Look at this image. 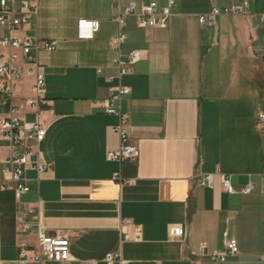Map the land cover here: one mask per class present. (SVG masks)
<instances>
[{
    "label": "crops",
    "instance_id": "crops-1",
    "mask_svg": "<svg viewBox=\"0 0 264 264\" xmlns=\"http://www.w3.org/2000/svg\"><path fill=\"white\" fill-rule=\"evenodd\" d=\"M29 1L38 6L33 33L56 44L39 54L50 100L40 145L48 169L40 180L27 171L32 190L20 200L13 190L0 192L2 264H20L22 242L30 251L38 247L39 221L49 235L71 237L72 259L41 263L30 253L28 264H108L112 252L121 253V264H264V131L257 125L264 110V0H248L246 15L221 14L207 24L199 15L213 5L243 0H178L166 28L139 27L130 16L119 48L112 39L125 7L168 0ZM82 18L100 22L93 39L78 37ZM135 49L143 58L119 78L115 58ZM119 83L131 87L122 107L141 150L137 161L124 163L107 159L121 145L113 131L118 118L100 106ZM31 84L18 99L27 120L35 118L23 100ZM4 142L0 177L12 152ZM217 171L231 174L237 188L251 181L256 190L229 193L219 176L212 187L198 184ZM22 214L28 231L19 228ZM123 219L142 227L141 241L123 240ZM171 225L185 227L186 236L171 238ZM225 235L237 239L239 253L213 260L227 250ZM202 243L206 255L198 254Z\"/></svg>",
    "mask_w": 264,
    "mask_h": 264
},
{
    "label": "built area",
    "instance_id": "built-area-1",
    "mask_svg": "<svg viewBox=\"0 0 264 264\" xmlns=\"http://www.w3.org/2000/svg\"><path fill=\"white\" fill-rule=\"evenodd\" d=\"M177 2L178 0H168L164 6H159L157 2H151L141 7L136 2H131L118 17L121 31L112 39L113 44L119 48L126 40L127 35L123 28L126 27L130 16L137 18L139 27H168ZM249 5L248 0L228 7H220L215 4L209 13L199 15V21L201 24L213 23L221 14L246 15L249 13ZM37 17L38 6L32 1L0 0V103L1 107L7 108V112L2 114L0 121V139L8 142L12 149L10 155L2 161L0 192L13 190L18 200L32 190L26 175L27 171H35L37 179L40 180L48 169V164L42 157L40 145L47 133V127L41 119V114L50 105V100L46 95V74L39 54L42 50L54 51L56 44L53 41L40 39L33 33ZM261 21L264 23V14L261 15ZM99 29L100 22L98 20L82 18L78 21V37L80 39H93ZM262 40L264 42V33ZM142 58V51L138 49L127 54L120 51L114 60L119 70L118 77L121 78L132 72L134 65ZM101 71L99 69V72ZM110 79L112 80L113 77ZM28 80L32 81V94L23 100L24 105L29 107L34 114L33 120L23 118L22 109L24 106L18 103L22 86ZM130 92L131 87L127 85L112 84L109 86V97L100 104L105 113L118 118V123L113 126V131L119 135L121 145L118 149L108 152L107 159L110 161H119L120 163L137 161L141 156L140 147L131 141L127 130L130 121L129 113L122 107L123 96ZM257 125L264 131L263 109L258 113ZM216 176H219L223 188L229 193L241 192L247 195L256 190V185L251 181L245 186L237 188L232 182L231 174L222 171L201 175L198 178V184L212 187ZM115 180L120 183L125 182L120 174L115 175ZM35 212L34 208L29 210L30 214ZM18 224L23 231H28L31 228L25 214L18 217ZM38 227V247L30 251L27 248V242L20 243L21 250L17 261L20 264H28L30 253L33 254L35 261L41 263L47 260L70 261L72 259L71 237L69 235H49L40 221ZM122 232L125 241L138 242L143 238L142 227L134 224L130 219H123ZM186 234L187 231L182 225L169 227L171 238H182ZM224 241L227 250L211 254L213 260L225 261L228 256H235L239 253L237 239L228 238L225 235ZM198 254H207L206 243H202ZM105 260L108 264H121V253H108ZM0 264H2L1 256Z\"/></svg>",
    "mask_w": 264,
    "mask_h": 264
},
{
    "label": "rangeland",
    "instance_id": "rangeland-1",
    "mask_svg": "<svg viewBox=\"0 0 264 264\" xmlns=\"http://www.w3.org/2000/svg\"><path fill=\"white\" fill-rule=\"evenodd\" d=\"M260 43L263 44L261 40H260ZM0 102H1V99H0ZM262 103H263L262 106L264 107V100L262 101ZM0 107H1V103H0ZM6 112H7V108L6 107L3 106V107L0 108V121H1V118H2V114H5ZM0 145L1 146L5 145V142L2 141L1 139H0Z\"/></svg>",
    "mask_w": 264,
    "mask_h": 264
}]
</instances>
